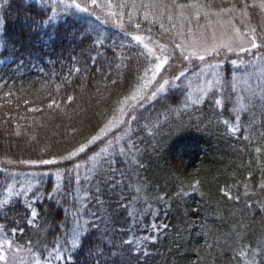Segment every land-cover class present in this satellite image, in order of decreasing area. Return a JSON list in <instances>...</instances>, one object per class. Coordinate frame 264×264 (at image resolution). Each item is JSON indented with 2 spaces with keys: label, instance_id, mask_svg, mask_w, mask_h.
<instances>
[{
  "label": "trees",
  "instance_id": "16d2710c",
  "mask_svg": "<svg viewBox=\"0 0 264 264\" xmlns=\"http://www.w3.org/2000/svg\"><path fill=\"white\" fill-rule=\"evenodd\" d=\"M113 1L126 26L54 0H0V235L56 264H264V90H243L242 106L231 64L199 102L190 91L214 58L190 61L174 84L134 107L127 132H112L113 150L77 179L75 154L95 151L153 76L155 59L131 26L170 35L160 22L133 21L146 0ZM45 161L66 169L62 182L24 185L21 173L52 166ZM74 220L85 232L70 250L64 233Z\"/></svg>",
  "mask_w": 264,
  "mask_h": 264
},
{
  "label": "rangeland",
  "instance_id": "374dc122",
  "mask_svg": "<svg viewBox=\"0 0 264 264\" xmlns=\"http://www.w3.org/2000/svg\"><path fill=\"white\" fill-rule=\"evenodd\" d=\"M40 1L47 3L50 0ZM54 1L56 3L61 2L68 9L77 8L85 13L100 15L101 20L106 22L110 21L126 26L129 21L124 8L116 7L113 0ZM262 2L264 0H255V3H252V5H256L253 10L246 6L212 10L195 3L188 6L171 4L158 7L159 4L155 0H146L141 14L142 17L133 16V21L146 20L151 26L160 22L161 27L168 30L170 35H168V38L152 36L150 34L151 28L147 27L149 30L143 27L140 28L136 25L140 24L138 22H134V27L131 26V30L135 31L137 37H140L139 40L155 59L153 76L148 85L137 93L132 102L133 105L130 106L132 103L127 104L125 112L116 117L108 129L96 138L97 141L105 138L99 142L97 149L90 154H85L86 149L75 154L71 160V165L75 170L77 179L81 180L89 176L94 168L98 166L102 154L113 150L115 140L114 137H111L112 132H116L117 135L127 132L128 117L134 112V107L140 101L144 103L159 91H164L167 86L174 84L178 77L185 74L186 70L182 69L187 65L190 67V61H195L197 65L207 62L209 58H214L213 64L208 65L205 69L204 78L190 91L191 98L194 101L202 102L210 90L223 83L220 68L230 64L233 65L235 71L232 87L236 91L239 90L242 96V106L245 105L242 102L245 96L243 90L247 93L255 88L260 91L262 87V90H264V55L257 56L258 54L261 55V48L264 47V8L260 7ZM133 9L139 13L138 8ZM167 11L168 14L163 17V13ZM156 14L168 21L165 23L161 19H156ZM253 29H255L254 33ZM253 34L256 37L255 43L262 45L259 49L252 48L249 42ZM243 48L250 50L245 52L242 50ZM118 127H122V131H117ZM30 164L36 167L34 163ZM31 165L22 166L33 168ZM51 165L41 170L35 169L22 172L23 184L29 185L30 181L34 182L44 175L53 176L61 183L66 169L58 167L55 163ZM6 239L10 241L4 235H0V252L5 256L4 260H0V264H56L53 261H42L34 251L17 244H11L9 247L4 243Z\"/></svg>",
  "mask_w": 264,
  "mask_h": 264
},
{
  "label": "snow or ice",
  "instance_id": "6c2138e0",
  "mask_svg": "<svg viewBox=\"0 0 264 264\" xmlns=\"http://www.w3.org/2000/svg\"><path fill=\"white\" fill-rule=\"evenodd\" d=\"M261 8H264V2H262L260 4ZM253 33L255 32V29L252 30ZM135 39L139 40L140 37H136ZM255 35H252L251 40L249 41L251 43L252 48H256L259 49L262 47V45L255 43ZM231 50V49H230ZM243 51L247 52L250 49L248 48H243ZM201 59H203V57H201ZM233 63H235V61H233ZM81 151H83V149H81ZM45 163H51V161H45ZM31 215H36V213L32 212L30 213ZM28 223H32L31 220L28 221ZM73 227L71 228V231L64 233L65 237L68 238L70 237V250H75L77 248H79L80 244H81V238L82 235L84 234L85 230L84 227L82 225H80L78 223V221H73ZM62 226V221H57V227H61ZM4 243H6L9 247L11 246V241H8L7 239L4 241ZM125 243H131V241H125ZM59 258V257H58ZM71 257H69L70 259ZM5 256L3 255L2 252H0V260H4Z\"/></svg>",
  "mask_w": 264,
  "mask_h": 264
}]
</instances>
